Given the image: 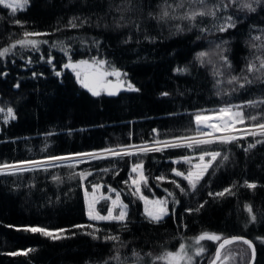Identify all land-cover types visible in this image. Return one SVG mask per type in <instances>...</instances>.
Returning <instances> with one entry per match:
<instances>
[{
	"label": "trees",
	"instance_id": "obj_1",
	"mask_svg": "<svg viewBox=\"0 0 264 264\" xmlns=\"http://www.w3.org/2000/svg\"><path fill=\"white\" fill-rule=\"evenodd\" d=\"M85 59L130 89L92 94L71 69ZM229 106L264 124V0H0V264H148L202 235L245 236L264 264V135L53 160L197 136V115ZM200 153L216 157L192 185L179 159ZM139 162L163 218L129 179ZM96 184L120 194L125 220L88 217ZM195 243L209 264L216 242Z\"/></svg>",
	"mask_w": 264,
	"mask_h": 264
},
{
	"label": "rangeland",
	"instance_id": "obj_2",
	"mask_svg": "<svg viewBox=\"0 0 264 264\" xmlns=\"http://www.w3.org/2000/svg\"><path fill=\"white\" fill-rule=\"evenodd\" d=\"M5 5L11 8H22L26 5L28 0H1ZM22 44L27 46L36 45L35 39H26L22 41ZM209 52V50H207ZM206 54V53H205ZM74 64V63H73ZM71 65V67L73 66ZM96 64L107 70L105 64L100 62ZM75 70V68H73ZM78 70V69H76ZM87 69L82 70L80 72L83 75ZM115 78V80H119L121 75H118L116 71L109 70ZM118 78V79H117ZM125 81L126 77H124ZM85 80V79H84ZM85 80L83 82L86 83ZM201 114V113H200ZM197 115L196 121L200 124L202 119L206 120L208 114H220L221 117L210 121L207 124H200L203 128V132L198 134L197 136L181 138L179 140L174 141H163V142H151L142 145H134L123 148H114L107 150H97L88 152L87 155L83 156H75L74 158H88V157H99L110 154H116L120 152H139L141 150L156 148V146H164L168 144H174L177 142L185 143V144H193V143H207L211 141H227L235 138L236 136H247V135H264V124L256 126V125H246V118L244 116L242 108L237 107H225L219 110L217 113H208L207 115ZM8 116V110L0 107V119ZM6 116V117H7ZM216 157L215 153H200L194 154L190 156H186L180 158L179 161L185 162L188 166L187 172L179 174H183L188 181L194 185L196 184L206 173L211 162ZM178 161V162H179ZM7 167H0V170L5 169ZM133 169L130 172L134 173L133 177L129 176L132 184L135 186L137 192L140 194V197L143 201L144 211L153 219L163 218L167 212V198L164 197H147L141 191V185L145 180V173L143 164L141 162L137 163L132 167ZM85 204L87 215L91 220L94 221H122L127 217L128 207L125 202L122 200L120 194L114 190L110 189L109 192H104L101 184H96L91 190H85L84 192ZM104 201L108 202V208L106 212H101V207L104 204ZM49 233H54L49 231ZM211 239L216 242V244L221 241L220 238L214 235H202L195 239L193 238L192 242L184 241L180 247L176 251L164 252L160 256L156 257L155 260L149 261L148 264H192L195 259L200 254L196 251V249L192 248V243L198 242V240L202 239ZM196 244V243H195ZM243 246L240 244H231L229 248H226L222 255V261L220 264H241V259L243 255H246V251H244ZM213 258V257H212ZM251 259V258H250ZM249 259V260H250Z\"/></svg>",
	"mask_w": 264,
	"mask_h": 264
},
{
	"label": "water",
	"instance_id": "obj_3",
	"mask_svg": "<svg viewBox=\"0 0 264 264\" xmlns=\"http://www.w3.org/2000/svg\"><path fill=\"white\" fill-rule=\"evenodd\" d=\"M73 68L78 69L76 71V75L79 78L80 75V68L89 69L88 72L85 73V78L88 80V83L90 87L92 88V92L94 94H98L100 89L105 87L107 89V93L114 95L118 93V90L123 86L122 82H103L106 78H108L111 75V72L108 70H104L100 68L95 61L92 60H80L73 64ZM200 123L207 124L206 120L200 121ZM238 241H244L248 243L251 247L252 255L249 264H254L256 261L257 256V249L255 244L248 239L245 236H229L221 240V242L218 244L214 257L210 264H217L221 258L222 252L225 249V247L238 242Z\"/></svg>",
	"mask_w": 264,
	"mask_h": 264
},
{
	"label": "bare ground",
	"instance_id": "obj_4",
	"mask_svg": "<svg viewBox=\"0 0 264 264\" xmlns=\"http://www.w3.org/2000/svg\"><path fill=\"white\" fill-rule=\"evenodd\" d=\"M86 60V59H85ZM93 61V60H92ZM96 62V61H95ZM76 63V62H75ZM71 69H73V66L71 67ZM82 69L84 70V68H80V72H82ZM76 69H75V74H76ZM89 71V69L86 71V72H88ZM109 71V70H108ZM85 72V73H86ZM118 75H120V72H118ZM77 76V75H76ZM119 78H121V79H119V80H115V78H113V76H112V74L108 77V78H106L105 80H103L102 81V83L103 82H106V83H108V82H122L123 83V86L118 90V93L121 91V90H124V89H130V86H129V83H128V81H125V79H124V77L121 75ZM77 79L78 80H80L81 81V83H83L85 80L87 81L86 83H84V85L87 87V88H89L90 89V91L92 92V88L90 87V85H89V83H88V80L85 78V74L84 75H79V78L77 77ZM85 79V80H84ZM118 79V78H117ZM101 93H105V94H107V95H111V94H108L107 93V89L105 88V87H103V88H101L100 89V91H99V93L98 94H101ZM117 93V94H118ZM92 94H94L93 92H92ZM98 94H94V95H98ZM117 94H114V95H117ZM218 111H216V112H210V113H217ZM208 114V112H204V113H201L200 115H207ZM221 117V115L219 114H214V115H211V114H208V116H207V118H206V121H207V123H209L210 121H213V120H215V119H218V118H220ZM202 120H204V119H202ZM200 124H203V123H200ZM199 124V125H200ZM157 147H159V146H156V148ZM71 158H74V155L72 154V155H62V156H58V157H54V159L53 160H65V159H71ZM134 167V166H133ZM133 169V168H132ZM131 169V170H132ZM130 170V171H131ZM133 176H134V173H133ZM224 238H226V237H224ZM223 238V239H224ZM223 239H221V240H223ZM221 241H219L217 244H216V247H215V250L214 251H216V248H217V246H218V244L220 243ZM230 246V245H229ZM229 246H227V247H225V249L226 248H228ZM192 248H194V249H196V251L197 252H199L200 254L202 253V251H204L203 250V247H204V245H202V244H194V245H192L191 246ZM210 247H207V249H209ZM224 249V250H225ZM224 250H223V252H224ZM223 252H222V255H223ZM214 254H215V252H214ZM222 255H221V258H220V260H219V262L217 263V264H220L221 263V261H222ZM213 257H214V255H213ZM213 259V258H212ZM212 259H211V261H212ZM211 261L209 262V264L211 263ZM194 263H192V264H195L196 263V259H195V261H193Z\"/></svg>",
	"mask_w": 264,
	"mask_h": 264
},
{
	"label": "built area",
	"instance_id": "obj_5",
	"mask_svg": "<svg viewBox=\"0 0 264 264\" xmlns=\"http://www.w3.org/2000/svg\"><path fill=\"white\" fill-rule=\"evenodd\" d=\"M87 154H88V153H80V154H76V155H74V157H75V156H80V157H81V156H83V155H87ZM129 176H130V177H133V172H130V173H129Z\"/></svg>",
	"mask_w": 264,
	"mask_h": 264
},
{
	"label": "flooded vegetation",
	"instance_id": "obj_6",
	"mask_svg": "<svg viewBox=\"0 0 264 264\" xmlns=\"http://www.w3.org/2000/svg\"><path fill=\"white\" fill-rule=\"evenodd\" d=\"M82 70H83V69H82ZM87 70H88V69H87ZM84 74H85V73H84ZM84 74H83V75H84ZM156 264H157V263H156Z\"/></svg>",
	"mask_w": 264,
	"mask_h": 264
}]
</instances>
